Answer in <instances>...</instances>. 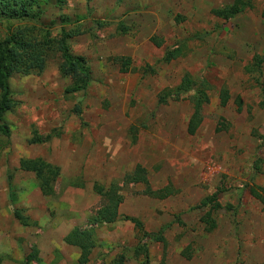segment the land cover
I'll return each instance as SVG.
<instances>
[{"label": "rangeland", "instance_id": "rangeland-1", "mask_svg": "<svg viewBox=\"0 0 264 264\" xmlns=\"http://www.w3.org/2000/svg\"><path fill=\"white\" fill-rule=\"evenodd\" d=\"M235 1L45 0L34 7L33 20L0 18V40L24 26L49 30L53 38L79 33L68 46L91 74L85 92L67 95L71 81L54 54L42 75L9 80L16 107L0 122L10 130L8 138L0 134V264H78L80 251L64 242L75 228L95 235L99 247L90 264H111L143 233L168 225L165 246L148 244L151 264L264 263V108L258 75L247 71L264 54V0H242L250 3L231 20L217 15ZM120 26L129 32L121 35ZM178 47L185 56L165 63V54ZM116 57L132 59L130 72L120 71ZM186 74L211 87L195 136L188 134L187 97L159 104ZM223 89L230 93L226 107ZM48 136L49 142L31 143ZM22 159L58 169L53 196L44 197L35 175L19 170ZM138 166L153 191L171 187L175 195L161 201L145 196L144 185H124ZM95 184L122 187L117 223H90L107 205ZM216 194L221 208L211 212L216 228L209 231L211 208L199 206ZM16 210L30 219L29 227L15 218Z\"/></svg>", "mask_w": 264, "mask_h": 264}, {"label": "trees", "instance_id": "trees-1", "mask_svg": "<svg viewBox=\"0 0 264 264\" xmlns=\"http://www.w3.org/2000/svg\"><path fill=\"white\" fill-rule=\"evenodd\" d=\"M43 1L45 0H0V18L25 22L33 20L34 15L32 11L34 7H37L35 9H39V5ZM66 1L67 0H57V3L63 5ZM249 3L250 1L236 0L231 6L222 11H218L217 15L225 18V20H231L243 12ZM42 14L43 13H38L36 16L41 17ZM101 27H104V25H101ZM118 31L121 35H126L129 29L120 26ZM78 34L79 33L76 32L62 31L60 36L53 38L49 30L43 32L36 29V27L24 26L16 29L7 38L0 40V92L2 93L0 100V122H2L4 115L8 112H12L16 107V104L11 99L9 80L19 75H42L47 67L49 59L54 54H58L60 58V74L71 81V86L67 88L66 94L74 95L85 92L88 89L91 74L87 67L86 60L72 55L68 46V41ZM152 42L157 47L162 46V41L158 42L156 38H153ZM183 56H185V54L182 47L173 48L165 54L164 62L171 63ZM114 63L120 67L122 73L127 74L130 72L132 59L129 57H116L114 58ZM263 67L264 54L256 55L253 58L252 64L247 69L248 72L252 71L258 75L257 82L261 90L260 106L262 108H264ZM210 92L211 87L205 80L195 79L191 75L186 74L176 88L166 89L159 96V104L167 105L170 101L180 102L187 97L192 106V116L188 123V134L190 136H195L203 123V109L211 103ZM220 102L222 107H226L229 104L230 93L227 89L221 91ZM238 104L241 108L240 99L238 100ZM75 112L78 117L83 120L82 110L77 107ZM0 134L8 138L10 136L9 127L5 125L0 127ZM55 137L58 138L59 136L57 135ZM51 140L50 136L45 139L37 137L35 140H32L31 143L40 144ZM260 141L264 143V136L260 137ZM19 170L35 175L39 189L44 197H51L55 194V186L59 178V172L52 164L46 163L41 159H22L20 161ZM123 183L126 186L132 184L144 185L146 187L145 196L161 201L175 195V191L171 189V187L153 191L148 180L147 171L142 168V166H138L133 173L124 179ZM94 190L99 196L105 198L107 205L94 212L90 219V223L105 225L117 223L121 219L120 206L123 204V197L120 192L122 191V187L113 184L108 188H104L99 184H95ZM251 194L255 199H262L261 195L255 190H252ZM218 197V194L213 195L202 201L199 206V208L202 209L211 208L210 212L207 213V217L210 218V223L207 225L210 226L208 228L209 231L216 228V223L212 218L211 212L221 208ZM14 216L24 227H29L31 225L30 219L25 217L23 212L16 210ZM180 218L181 215H179L176 220L182 225ZM124 220L134 223L137 228H141V223L136 219L127 217L124 218ZM33 225H36V223ZM168 227L169 225L162 228L158 233H143L137 246L125 248L111 264H127L129 261H133L136 264H151L148 244L153 242L165 246L167 241L164 234ZM64 242L70 247L77 248L80 251L78 264H90V258L94 250L99 247L95 235L91 232L82 231L80 228L73 229L64 239ZM36 253L37 250L35 249L28 257V260L33 261ZM183 256L187 259H191L192 257V255L187 254V250Z\"/></svg>", "mask_w": 264, "mask_h": 264}]
</instances>
